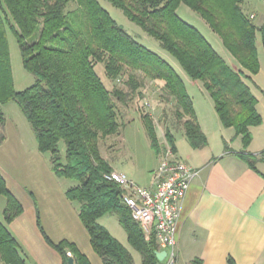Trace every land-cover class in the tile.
<instances>
[{
    "label": "trees",
    "instance_id": "obj_1",
    "mask_svg": "<svg viewBox=\"0 0 264 264\" xmlns=\"http://www.w3.org/2000/svg\"><path fill=\"white\" fill-rule=\"evenodd\" d=\"M107 1L156 39L189 78L201 83L213 100L221 124L232 127L241 137L239 157L255 168L256 156L245 150L252 139L250 126L261 124L262 117L245 72L259 71L257 39L259 36L264 50V23L256 25L245 13V0ZM71 2L73 8L69 7ZM181 3L198 12L220 37L239 70L233 69L194 25L178 15ZM7 30L16 36L23 68L35 77L22 90L14 88ZM98 63L103 64L104 75L112 81L127 74L128 90L107 88L96 72ZM145 79L163 82L167 98L161 99L173 102V119L182 122L190 145L205 146L206 135L179 72L158 52L130 35L99 0H0V142L5 123L2 105L15 101L35 134L38 149L50 153L53 172L76 181L65 194L79 204V217L103 264H134L131 252L99 223L106 214L117 216L129 244L141 256V264L159 262L155 238H145L122 200V189L106 179L112 166L99 148L101 139L119 130L122 117L118 101L125 103ZM142 122L157 154L153 120L143 114ZM164 134L174 149L172 134L168 129ZM61 140L65 144L63 155ZM0 195L6 200L0 218V264H25L21 248L7 227L23 208L1 173ZM38 224L46 241L61 255V264H68L69 257L73 264H91L76 244L52 242ZM190 264L203 263L194 258ZM227 264L237 263L229 256Z\"/></svg>",
    "mask_w": 264,
    "mask_h": 264
},
{
    "label": "crops",
    "instance_id": "obj_2",
    "mask_svg": "<svg viewBox=\"0 0 264 264\" xmlns=\"http://www.w3.org/2000/svg\"><path fill=\"white\" fill-rule=\"evenodd\" d=\"M222 57L233 69H240L239 64L230 63L231 58L228 61L229 56ZM259 61L257 73L244 71L262 117L261 124L250 126L252 139L245 150L256 156L255 168L239 157L241 137L232 127L221 124L212 98H191L207 138L205 146L193 148L182 122L173 116L167 118L164 130L160 131H170L176 156L197 170L180 204L176 264H190L194 258L201 259L203 264H227L229 256L237 264H264V155H260L264 150V98H258L254 90L264 94V64L260 57ZM181 77L184 81L185 76ZM9 103L2 105L5 123L4 139L0 142V173L23 208L7 227L21 248L25 264L62 263L61 255L44 238L38 221L52 242H73L91 264H103L79 217V204L66 197V189L73 184L53 172L50 153L38 149L35 134L19 106L15 110ZM110 164L113 171L123 172ZM157 165L158 154L151 179L144 186L152 185ZM5 202L4 197L0 201L2 217ZM112 217L118 221L115 214L103 215L98 221L131 252L136 264L125 230L120 224L118 228Z\"/></svg>",
    "mask_w": 264,
    "mask_h": 264
},
{
    "label": "rangeland",
    "instance_id": "obj_3",
    "mask_svg": "<svg viewBox=\"0 0 264 264\" xmlns=\"http://www.w3.org/2000/svg\"><path fill=\"white\" fill-rule=\"evenodd\" d=\"M99 1L101 5L110 13L112 18L130 35L135 37L147 48L158 52L161 57L170 61L174 68L182 76H185V86L191 98H211L209 93L202 87L199 81H196L197 83L191 82L192 79L189 78L182 70L177 60L167 51L162 49L156 39L144 32L136 23L130 21L120 8L112 5L107 0ZM69 7L73 8L74 3L71 2ZM243 9L245 13L253 19L256 25H261L264 23V0H245ZM177 13L183 20L187 21L191 25H194L221 56H229L228 61H230L231 58L232 61H230V63H235L238 65L232 55L222 44L220 37L214 31H212L207 22L200 16L198 12L181 3L178 6ZM7 38L10 50L14 88L16 90H22L31 85L34 82L35 77L22 66L20 49L13 31L7 30ZM257 47L260 60L264 64V50L259 36L257 39ZM95 69L103 79V82L107 88L112 89L115 86H119L126 91L128 90V86L125 84L127 74H124L119 80L112 81L104 75L102 63H98ZM162 84L163 82L161 80L145 79L143 81V86L135 92H131L125 103L118 101L117 105L119 107V114L122 117V119L119 118V130L117 133L108 135L99 142L101 155L108 159L116 169L123 171L129 178L139 185L147 184L150 181L152 176L151 169H153L156 165V153L151 146V142L143 125V114H148L153 120L159 146L160 142L166 138L164 131L163 133L160 131L164 130V125L167 121V118H172V116H174L173 102L161 99L167 98L162 91ZM254 90L258 95V98H264L263 93L257 91L256 89ZM145 102L150 104V108L146 107ZM10 105L14 106L15 110L16 108L19 110L17 107L18 104L15 101H10L8 106ZM59 148L60 153L63 155L65 144L62 140L59 142ZM67 181L71 182L72 184L76 183V181L72 179H67ZM1 200H4V196L0 195V201ZM0 218H2L1 212ZM111 220L117 225L118 228H121L117 220L113 219V217ZM134 254L135 263L141 264L139 252L134 249ZM156 264H163V262L159 261Z\"/></svg>",
    "mask_w": 264,
    "mask_h": 264
},
{
    "label": "built area",
    "instance_id": "obj_4",
    "mask_svg": "<svg viewBox=\"0 0 264 264\" xmlns=\"http://www.w3.org/2000/svg\"><path fill=\"white\" fill-rule=\"evenodd\" d=\"M145 105L150 108L149 103L145 102ZM159 147L158 165L153 172L151 186L139 185L119 171L112 170L105 177L122 189V200L145 238L153 236L159 250H165L163 264H176L180 204L197 170L176 156L167 138L160 142Z\"/></svg>",
    "mask_w": 264,
    "mask_h": 264
},
{
    "label": "water",
    "instance_id": "obj_5",
    "mask_svg": "<svg viewBox=\"0 0 264 264\" xmlns=\"http://www.w3.org/2000/svg\"><path fill=\"white\" fill-rule=\"evenodd\" d=\"M165 253V250L156 251V256L159 261L163 259ZM68 264H73V259L71 257L68 258Z\"/></svg>",
    "mask_w": 264,
    "mask_h": 264
}]
</instances>
